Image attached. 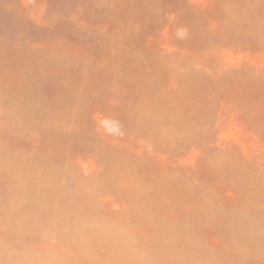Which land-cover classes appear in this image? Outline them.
<instances>
[{"label":"rangeland","instance_id":"obj_1","mask_svg":"<svg viewBox=\"0 0 264 264\" xmlns=\"http://www.w3.org/2000/svg\"><path fill=\"white\" fill-rule=\"evenodd\" d=\"M0 264H264V0H0Z\"/></svg>","mask_w":264,"mask_h":264},{"label":"clouds","instance_id":"obj_2","mask_svg":"<svg viewBox=\"0 0 264 264\" xmlns=\"http://www.w3.org/2000/svg\"><path fill=\"white\" fill-rule=\"evenodd\" d=\"M101 123L104 125L105 129L109 132H115L116 129L114 127H110L109 126V122L108 121H101Z\"/></svg>","mask_w":264,"mask_h":264}]
</instances>
